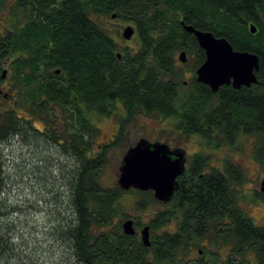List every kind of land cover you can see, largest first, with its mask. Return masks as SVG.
Segmentation results:
<instances>
[{
  "label": "trees",
  "instance_id": "16d2710c",
  "mask_svg": "<svg viewBox=\"0 0 264 264\" xmlns=\"http://www.w3.org/2000/svg\"><path fill=\"white\" fill-rule=\"evenodd\" d=\"M114 14L135 27L136 48H121L110 34L106 23ZM183 23L226 38L237 51L257 54L259 83L239 90L224 86L216 94L198 83L195 73L206 55ZM3 24L0 84L9 78L11 89L0 90V141L31 129L77 161L70 188L73 220L62 229L78 264H204L203 257H187L211 229L210 243L230 249L225 256L213 254L218 264H264V226L242 208L240 167L226 163L223 170L213 169L210 157L197 154L167 204L152 191L108 187L101 181L107 147L92 152L89 139L98 129L88 119L123 109L111 147L125 142L128 127L141 115L172 119L175 132L199 137L209 149L253 136V156L264 170V0H0ZM182 51L194 59L190 82L177 66ZM4 64L10 69H2ZM55 107L66 112L65 137L34 130L32 117L46 115L55 123ZM3 157L0 153V218ZM126 194L136 196L138 212L150 204L166 208L147 224L135 221L137 232L150 226L149 248L138 233L127 236L123 223L114 224L118 217L132 218L123 211ZM255 196L264 203V187ZM171 222L175 232L165 230ZM5 232L0 225V264L12 243Z\"/></svg>",
  "mask_w": 264,
  "mask_h": 264
},
{
  "label": "rangeland",
  "instance_id": "374dc122",
  "mask_svg": "<svg viewBox=\"0 0 264 264\" xmlns=\"http://www.w3.org/2000/svg\"><path fill=\"white\" fill-rule=\"evenodd\" d=\"M132 25L118 18H110L106 23L110 34L121 48H136L138 40L135 35L126 41L122 37L123 30ZM133 26V25H132ZM4 24L0 25V36L4 35ZM136 30V29H135ZM188 56V55H187ZM177 66L183 74L184 81L193 78L192 69L194 59L188 58L186 63L176 56ZM13 58L9 59L11 62ZM2 69H10L3 65ZM11 80L6 78L0 84V90L11 89ZM0 102L2 100L0 99ZM12 107V102L7 104ZM56 118L53 125L49 123V117H32L34 130L46 131L54 136L67 135L66 112L55 107L51 112ZM124 111L119 108L110 117L90 114L98 131L93 139L91 150L98 154L105 147V164L101 174L104 185L112 187L118 185L120 167L127 150L140 139L145 138L150 142H163L171 149L182 148L187 153V168L193 158L199 153L210 157L209 167L223 170L224 164L230 163L240 167L245 175V183L241 187L246 199H241L242 208L252 215L259 225H264V203L255 199L256 192L261 191L264 180V170L254 159L253 151L256 139L253 136L241 135L233 146H219L210 148L199 137L185 139L175 132V121L164 119L161 116H139L128 127L123 144L111 147L118 134L120 120ZM26 118H31L28 115ZM51 120V119H50ZM64 144V141H61ZM0 153L4 156V182L5 188L2 194L3 213L0 225L12 240L11 249H8L3 258V264H78L73 256L71 245L63 236L62 227L73 220L71 207V183L77 161L71 155L62 152L60 144L53 143L50 139L39 133L27 129L24 135L14 136L6 141H0ZM92 154L88 155L91 157ZM124 213L130 215L136 221L143 224L150 222L158 213L166 208L157 204H150L144 211H136L134 204L136 196L126 194L124 196ZM121 217L114 220V224L123 223ZM165 230L175 232V222L165 226ZM160 231V230H159ZM140 232V231H139ZM141 239V236H139ZM214 237L211 229L200 243V247L192 249L187 259H201L198 251L225 256L229 253V247L218 248L212 245L210 239ZM203 252L204 255H206ZM206 255V256H207ZM1 263V262H0Z\"/></svg>",
  "mask_w": 264,
  "mask_h": 264
},
{
  "label": "water",
  "instance_id": "95a60500",
  "mask_svg": "<svg viewBox=\"0 0 264 264\" xmlns=\"http://www.w3.org/2000/svg\"><path fill=\"white\" fill-rule=\"evenodd\" d=\"M115 17L116 14L113 15ZM183 27L195 36L206 55L205 62L195 73L198 83L207 85L214 94L224 86L239 90L259 83L257 73L260 71V58L257 54L237 51L226 38H218L212 32L201 31L184 23ZM250 29L256 34L255 25L251 24ZM135 32V27L129 25L123 30L122 37L129 41ZM179 60L187 62L185 51L180 52ZM6 75L5 70L2 78L5 79ZM186 163V150L171 149L166 143L150 142L142 138L125 153L117 184L125 192L132 189L152 191L157 201L167 204L179 189V178L186 173ZM122 229L127 236H135L137 233L133 219L125 220ZM140 235L143 244L149 248L152 244L150 226H145Z\"/></svg>",
  "mask_w": 264,
  "mask_h": 264
},
{
  "label": "flooded vegetation",
  "instance_id": "af4514ba",
  "mask_svg": "<svg viewBox=\"0 0 264 264\" xmlns=\"http://www.w3.org/2000/svg\"><path fill=\"white\" fill-rule=\"evenodd\" d=\"M187 162H188V159H187ZM186 168H187V163H186ZM245 211H246V210H245ZM246 212H247V211H246ZM247 213H248V212H247ZM253 218H254V217H253ZM134 221H135V220H134ZM135 225H136V222H135ZM262 226H264V225H262ZM141 230H142V229H141ZM141 230H140V232H141ZM140 232H139V231L137 232L139 236H141V235H140ZM203 252H204V251L201 250V251L199 252V254H200V257H201V258H202V257L204 258V264H218L217 261H215V258H213V254H211V258H209V257H207L206 255H204ZM195 260H197V259H195ZM190 264H193V263H190Z\"/></svg>",
  "mask_w": 264,
  "mask_h": 264
}]
</instances>
